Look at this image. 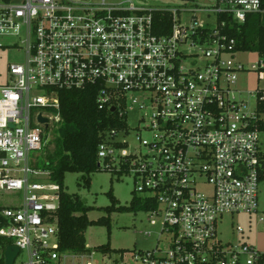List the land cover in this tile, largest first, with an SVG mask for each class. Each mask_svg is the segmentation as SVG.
Listing matches in <instances>:
<instances>
[{
  "label": "built area",
  "instance_id": "built-area-1",
  "mask_svg": "<svg viewBox=\"0 0 264 264\" xmlns=\"http://www.w3.org/2000/svg\"><path fill=\"white\" fill-rule=\"evenodd\" d=\"M262 3L216 0L193 10L214 14L210 26L196 15L188 21L179 10L133 1L0 0V35L24 44V60L11 62L0 84V190L23 194L20 204L0 210V237L7 240L0 264H7L9 246L19 249L13 264H94L93 252L61 248L60 186L37 165L46 129L61 120L59 91L87 88L99 108L124 121L105 132L99 165L132 175L134 197L155 203L146 211L168 237L129 260L123 253L119 264H264V250L219 236L226 215L260 212L264 177V90L248 114L232 88L240 72H264V55L250 68L230 64L235 40L222 33L219 15L244 22L264 13ZM155 10L172 14L168 33L155 30ZM132 111L140 114L135 133Z\"/></svg>",
  "mask_w": 264,
  "mask_h": 264
},
{
  "label": "rangeland",
  "instance_id": "rangeland-1",
  "mask_svg": "<svg viewBox=\"0 0 264 264\" xmlns=\"http://www.w3.org/2000/svg\"><path fill=\"white\" fill-rule=\"evenodd\" d=\"M84 1V0H73ZM91 3H99L103 0H85ZM110 3L120 1H133L137 6L148 9L167 8L169 10H179L181 17L190 20L196 15L199 21L209 22L214 26L216 16L208 15L205 12H194L198 6H212L216 0H105ZM187 10V11H184ZM189 10V11H188ZM193 22V20H191ZM22 40L15 35H0V84L5 83L9 78L8 65L11 62H20L24 60ZM259 53L253 51H239L231 59L226 56L230 64L237 61L250 68L253 63L259 59ZM233 89L240 92V98L247 104L245 112L252 114L257 107V90H264V72L259 70H245L238 74V78L232 85ZM140 114L132 111L128 115V124L133 132L139 125ZM61 121H54L46 129V143L39 154V161L44 160L53 154L56 146V139L60 136L59 128ZM48 130V131H47ZM132 133V135L134 134ZM142 136H148V133L142 132ZM262 148L264 150V132L260 133ZM136 145V144H134ZM90 186H85L82 173L69 172L65 178V188L70 194H78L85 205L92 206L94 210L89 212V218L97 220L100 217L108 216L105 210L111 204L108 192L112 189L114 196L118 200V205L130 206L134 197L135 181L132 175L127 173H117L110 170H100L91 175ZM80 183V184H79ZM22 193L16 191L0 190V206L20 204L22 202ZM260 212L255 215L239 213L235 215H226L219 225L220 238L224 242L230 243H250L260 250H264V177L259 185ZM111 217V235L109 237L108 228L105 225H92L86 231L87 248L94 253V264H119L122 261V254L126 253L125 258L129 260L132 253L137 251L150 250L157 244L162 246L167 242L166 234H159L160 219L150 215L149 212L139 211H115L110 214ZM242 227L243 233L237 230ZM151 231V235L145 234ZM160 240V241H158ZM110 241V252H102L97 248L100 245L107 244Z\"/></svg>",
  "mask_w": 264,
  "mask_h": 264
},
{
  "label": "trees",
  "instance_id": "trees-1",
  "mask_svg": "<svg viewBox=\"0 0 264 264\" xmlns=\"http://www.w3.org/2000/svg\"><path fill=\"white\" fill-rule=\"evenodd\" d=\"M9 2L12 0H2ZM264 9V0H262ZM155 30L160 34L171 30L173 16L165 10L153 12ZM219 21L225 25L221 27L222 33L235 40L234 51H253L264 55V13H250L244 22L235 21L231 15H219ZM60 136L56 139L55 151L37 165L50 172L51 181L60 186V205L56 212L59 221V242L63 250L74 252H88L86 231L92 225H105L111 235V217L115 211H146L155 206L153 201L133 197L130 206L118 205L119 202L112 189L108 192L111 204L105 208L108 216L97 220L89 218L92 206L85 205L78 194H70L65 188L66 174L69 172L82 173L85 186L91 184V174L100 170L98 163V147L107 130L121 127L118 115L110 109L99 108L96 102L95 90H60ZM264 109V104L261 105ZM259 128L264 129V121L259 122ZM49 130V129H48ZM47 130V131H48ZM111 171V170H110ZM115 172V171H112ZM80 184V183H79ZM3 207L0 206V210ZM6 239L0 237V244H5ZM98 250L110 252V241L100 245Z\"/></svg>",
  "mask_w": 264,
  "mask_h": 264
},
{
  "label": "water",
  "instance_id": "water-1",
  "mask_svg": "<svg viewBox=\"0 0 264 264\" xmlns=\"http://www.w3.org/2000/svg\"><path fill=\"white\" fill-rule=\"evenodd\" d=\"M114 111L115 109L112 108ZM41 122L47 123L48 119L47 118H40ZM19 253V249L15 246H9L6 250L5 258H6V263L7 264H13L16 256Z\"/></svg>",
  "mask_w": 264,
  "mask_h": 264
}]
</instances>
